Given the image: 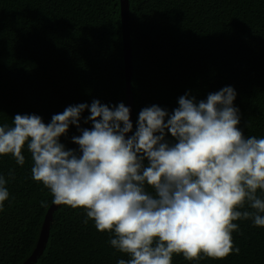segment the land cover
<instances>
[{"label": "trees", "instance_id": "obj_1", "mask_svg": "<svg viewBox=\"0 0 264 264\" xmlns=\"http://www.w3.org/2000/svg\"><path fill=\"white\" fill-rule=\"evenodd\" d=\"M130 15L133 132L145 107L171 113L185 93L200 101L231 86L238 127L245 136L264 138V0H130ZM93 100L125 104L119 0H0V125L11 126L17 114H36L47 124L66 107ZM89 115L87 109L81 114L82 128H91L84 123ZM78 135L70 126L60 142L78 149L71 140ZM23 154V167L11 154L0 156L10 194L0 212V264L28 257L53 199L33 181L26 147ZM85 219L83 208L60 205L35 264L129 259L110 246L113 233L99 232ZM233 223L239 225L232 233L238 255L188 261L174 254L172 264H264V227Z\"/></svg>", "mask_w": 264, "mask_h": 264}, {"label": "clouds", "instance_id": "obj_2", "mask_svg": "<svg viewBox=\"0 0 264 264\" xmlns=\"http://www.w3.org/2000/svg\"><path fill=\"white\" fill-rule=\"evenodd\" d=\"M236 96L226 86L206 100L185 93L171 113L145 107L134 132L123 102L70 105L47 124L17 114L11 126L0 125V156L11 154L23 167L26 147L31 177L55 205L83 208L85 224L92 220L97 231L114 234L110 246L129 256L117 264H172L174 254L222 260L240 252L233 221L264 227V197L257 194L264 193V138L238 127ZM85 109L90 129L80 125ZM70 126L80 132L71 138L78 149L60 142ZM8 176L14 178L11 169ZM7 183L0 175V212Z\"/></svg>", "mask_w": 264, "mask_h": 264}, {"label": "water", "instance_id": "obj_3", "mask_svg": "<svg viewBox=\"0 0 264 264\" xmlns=\"http://www.w3.org/2000/svg\"><path fill=\"white\" fill-rule=\"evenodd\" d=\"M120 22L122 32V52H123V66L125 77V106L130 108V121L133 124L134 117V101H133V68H132V47L130 39V0H119ZM128 135H131L129 133ZM53 201V199H52ZM49 204L44 215L38 238L35 247L31 253L20 264H35L37 259L43 253L48 237L51 220L55 210L60 205H55L53 202Z\"/></svg>", "mask_w": 264, "mask_h": 264}]
</instances>
